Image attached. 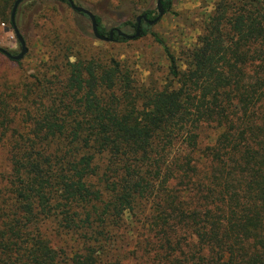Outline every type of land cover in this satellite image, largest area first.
I'll return each mask as SVG.
<instances>
[{"label":"trees","instance_id":"obj_1","mask_svg":"<svg viewBox=\"0 0 264 264\" xmlns=\"http://www.w3.org/2000/svg\"><path fill=\"white\" fill-rule=\"evenodd\" d=\"M213 6L182 56L143 24L165 84L117 57L65 56L59 87L57 75L0 86V264H114L101 243L127 215L154 240L148 264H264V0ZM44 220L85 248L54 249Z\"/></svg>","mask_w":264,"mask_h":264},{"label":"rangeland","instance_id":"obj_2","mask_svg":"<svg viewBox=\"0 0 264 264\" xmlns=\"http://www.w3.org/2000/svg\"><path fill=\"white\" fill-rule=\"evenodd\" d=\"M171 12L165 13L151 29L178 55L195 43L201 35L205 20L214 10L217 0H172ZM101 18L107 30L120 28L128 34L135 31L131 25L146 11L158 14L157 0H75ZM3 0H0V47L11 53H20L21 46L11 25V14L6 7L2 15ZM17 27L24 37L28 53L21 61H14L0 52V86L7 82L16 87L29 84L37 76L51 78L57 75L52 84L59 87L64 75L56 68L64 65L65 56L71 62L76 57L88 60L101 58L107 60L117 57L123 60L135 78L146 85L165 84L167 78L166 62L163 52L150 35L132 39L127 43L104 42L95 38L91 21L75 12L71 6L55 0L25 1L17 13ZM53 70V71H52ZM9 167L0 157V172H8ZM0 176V189H4ZM40 229L51 246L71 255L73 251L85 248L51 220H44ZM115 235L101 243L102 255L107 262L114 264H148L151 253L148 246L154 240L142 223L135 222L127 215L125 224L115 228ZM96 245V244H95ZM103 257V256H102Z\"/></svg>","mask_w":264,"mask_h":264},{"label":"water","instance_id":"obj_3","mask_svg":"<svg viewBox=\"0 0 264 264\" xmlns=\"http://www.w3.org/2000/svg\"><path fill=\"white\" fill-rule=\"evenodd\" d=\"M164 0H157V9H158V16L156 19L151 20L149 19L147 14H142L140 16L137 17V27L135 30L134 34H128L127 32L123 31L120 28H114L112 30H110L109 32V36L106 35H102L99 32V24H98V20L97 17L94 13H92L90 10L82 7V6H78L74 0H68V2L70 3V6L72 7V9L82 15L87 16L90 21H91V26H92V32L93 35L95 36L96 39L100 40V41H104V42H113L115 40V34H117L119 37L128 39V40H132V39H137L139 37H141L142 34V26L144 23L153 26L156 23H158L161 18L165 15V8H164V4H163ZM24 2V0H16L13 10H12V15H11V22H12V26L13 29L15 31L16 37L20 43L21 46V52L18 53L17 55L12 54L11 52H9L8 50L0 47V52L4 55H6L8 58L14 60V61H21L25 55L28 53V47L26 44V41L24 39V37L22 36V34L20 33L18 27H17V23H16V15H17V11L19 6Z\"/></svg>","mask_w":264,"mask_h":264}]
</instances>
